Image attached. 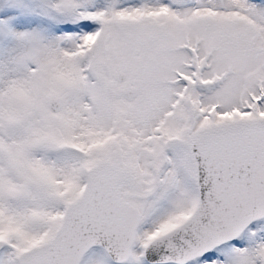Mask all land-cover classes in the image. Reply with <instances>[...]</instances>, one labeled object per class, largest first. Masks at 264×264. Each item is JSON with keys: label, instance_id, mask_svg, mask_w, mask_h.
<instances>
[{"label": "snow or ice", "instance_id": "1", "mask_svg": "<svg viewBox=\"0 0 264 264\" xmlns=\"http://www.w3.org/2000/svg\"><path fill=\"white\" fill-rule=\"evenodd\" d=\"M0 264H264V0H0Z\"/></svg>", "mask_w": 264, "mask_h": 264}]
</instances>
